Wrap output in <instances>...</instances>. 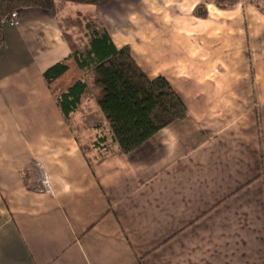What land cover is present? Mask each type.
<instances>
[{"label":"crops","instance_id":"0c3cea01","mask_svg":"<svg viewBox=\"0 0 264 264\" xmlns=\"http://www.w3.org/2000/svg\"><path fill=\"white\" fill-rule=\"evenodd\" d=\"M202 1L56 0L53 16L22 8L3 25L0 264H264V5L200 18ZM81 12L185 106L129 153L98 114L89 159L79 107L65 119L43 78L72 53L65 25ZM35 163L50 192L26 188Z\"/></svg>","mask_w":264,"mask_h":264},{"label":"trees","instance_id":"16d2710c","mask_svg":"<svg viewBox=\"0 0 264 264\" xmlns=\"http://www.w3.org/2000/svg\"><path fill=\"white\" fill-rule=\"evenodd\" d=\"M55 1L0 0V46L2 27L6 21L11 22L5 19L7 16L12 17L22 8H40L53 16ZM59 1L104 6L110 0ZM229 5L217 0L219 8ZM200 9V4L195 6L193 15L205 18V11L200 12ZM87 37L82 52L72 51L70 56L43 72L49 89L60 87L55 97L65 119L76 110L89 90L94 89L98 110L107 123L112 142L122 153H129L161 128L186 117L183 103L168 82L162 77L147 78L132 59L127 46L115 49L103 30L90 29ZM23 179L26 188L36 190L37 180L31 185L24 176Z\"/></svg>","mask_w":264,"mask_h":264},{"label":"rangeland","instance_id":"374dc122","mask_svg":"<svg viewBox=\"0 0 264 264\" xmlns=\"http://www.w3.org/2000/svg\"><path fill=\"white\" fill-rule=\"evenodd\" d=\"M222 1H224V3H230L231 5H229L230 7L228 6L229 8L237 6L238 3H240L239 5H241V6L247 5V4L253 5V4L260 3V2L262 5H264V0H222ZM208 4H212L220 10L229 9L228 7L219 8L217 6V0H203L202 3H200L201 9L199 11L202 12V10H203V11H205V14H206L207 9H206L205 5H208ZM86 14H88V13H86ZM86 14L81 12L80 15H77L76 17L78 20H74V22H73L74 25H72L71 28H70V25H68V24L65 25L66 26V28H65L66 29V37L68 39L69 46L71 47V49L73 51L82 52L84 50V48L87 45V32L90 29L95 28L93 22L89 18H86V16H87ZM5 19H9V20H11V22L14 20L13 16L12 17L7 16ZM83 19H85V20H83ZM6 24H7V21H6ZM87 28H89V30ZM74 73L76 74L75 71H74ZM84 76H86V74H84ZM89 77H91V75H89ZM56 89H58V88H54V93H56ZM80 103H79L80 105L77 106V109H78V107H79V109H78V113L76 114V115H78L79 118L75 119V120H73V118H72L71 127L75 131L77 138L80 139L79 141L81 142L84 149L86 148L85 150H86L87 157L89 159H91L95 156H101V154H102V152H97L96 150L91 151L90 149L92 147L93 142H96V140L98 138L97 136L100 134L101 135L103 134V129L98 130V123H99L98 114H101V113H99L100 111H98V109H97L98 107H97V103H96V97L94 95V89L91 88L89 90L88 95L86 97H84ZM100 126H101V128H104V125L102 122H100ZM81 132H82V134H81ZM83 135H85L87 137L86 142H83ZM97 150L102 151L103 149L101 150V148H99ZM35 164H34V166L38 169V171L35 170V172H34L35 176L37 175V179H39V176L42 177V181H39V185L38 184L35 185L36 191H43L44 192L43 189L45 187H47L49 184L48 183L49 181H48L47 176H46V171L43 168H41L40 166H38L39 163H35Z\"/></svg>","mask_w":264,"mask_h":264},{"label":"built area","instance_id":"2783aa9c","mask_svg":"<svg viewBox=\"0 0 264 264\" xmlns=\"http://www.w3.org/2000/svg\"><path fill=\"white\" fill-rule=\"evenodd\" d=\"M240 3H238L237 5H239ZM13 20V19H12ZM17 23L14 21L10 22L9 26L11 27H14ZM39 181H42V177L39 176V179H37V184L39 185ZM44 192H49L50 191V188H49V185L47 187H45L44 189Z\"/></svg>","mask_w":264,"mask_h":264}]
</instances>
